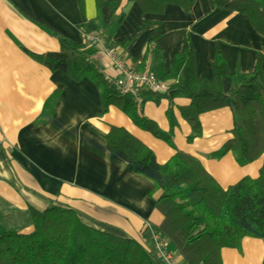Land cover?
Returning <instances> with one entry per match:
<instances>
[{
  "label": "crops",
  "instance_id": "1",
  "mask_svg": "<svg viewBox=\"0 0 264 264\" xmlns=\"http://www.w3.org/2000/svg\"><path fill=\"white\" fill-rule=\"evenodd\" d=\"M127 6L122 0L104 25L96 17L95 0H0V232H28L29 207L57 205L74 210L85 225L131 237L153 251L145 228L161 220L153 209L160 189L108 150L111 126L138 139L160 164L175 149L195 156L222 188L258 175L262 157L241 165L231 150L215 154L231 137L229 107L199 114L200 133L188 140L191 127L180 116V107L189 99L147 95L140 106L143 117L162 131L170 129L168 111L174 121L169 144L140 128L118 107L109 104L103 110L99 89L89 78L73 79L50 70L33 56L57 51L60 36L81 43L85 35H92L96 66L107 79H116L119 73L108 61L106 48L134 68L128 52L132 43L119 47L112 39ZM161 11L143 14L153 31L136 58L142 69L167 72L186 35L198 77L211 78L216 48L228 74L251 72L258 53L263 55L264 73V34L244 13L214 6L211 0H193L187 9L165 3ZM154 46L161 56L158 65L149 52ZM166 248L177 264H187L168 241ZM263 255L264 241L244 236L237 247L221 248L219 259L221 264H263Z\"/></svg>",
  "mask_w": 264,
  "mask_h": 264
},
{
  "label": "trees",
  "instance_id": "2",
  "mask_svg": "<svg viewBox=\"0 0 264 264\" xmlns=\"http://www.w3.org/2000/svg\"><path fill=\"white\" fill-rule=\"evenodd\" d=\"M122 0H95L96 17L108 24ZM127 10L112 36L115 44L132 43L129 57L135 70L142 47L150 41L153 27L143 17L147 12L160 13L165 3H177L187 9L193 0H126ZM214 6L238 10L248 16L264 34V0H211ZM84 33H89L84 30ZM57 51L33 55L50 70H61L73 79L89 78L99 89L103 110L114 105L136 125L171 144L170 129L162 131L140 113L147 95L185 97L189 103L180 113L191 127L187 139L200 133L199 114L227 106L233 114L231 137L216 151V156L231 150L238 164L262 157L256 177L244 176L222 188L202 167L198 159L175 149L164 163L156 162L150 149L123 128L111 126L106 135L109 151L127 161L132 171L149 178L160 194L153 209L161 214L151 229L160 233L180 253L187 264H221L220 250L237 247L244 236L264 241V73L263 55L258 53L254 69L248 73L228 74L226 62L215 50L211 61L212 76L198 77L194 49L185 35L182 48L173 54L167 72L155 77L171 79L168 93L139 89L140 103L130 94H120L105 79L94 60L95 48L86 37L81 43L58 37ZM149 52L157 64V47ZM158 65V64H157ZM31 226L28 232H0V264H158L154 250L145 249L131 237H120L85 225L70 208L50 205L43 210L29 207ZM149 236L150 230L145 228ZM264 264V255H263Z\"/></svg>",
  "mask_w": 264,
  "mask_h": 264
},
{
  "label": "built area",
  "instance_id": "3",
  "mask_svg": "<svg viewBox=\"0 0 264 264\" xmlns=\"http://www.w3.org/2000/svg\"><path fill=\"white\" fill-rule=\"evenodd\" d=\"M86 40L90 43H95L96 38L92 35H85ZM104 53L106 54L108 61L118 71L119 76L110 81L116 91L120 94H130L136 101L140 103L141 96L139 95V89L152 91L155 93H168L171 87V81L162 80L155 77V74L147 69L135 70L132 65H128L126 61L114 52L112 48H106ZM150 230L149 236H151L153 243V250L157 256L159 262L163 264H177L172 257L167 247V239L160 233L148 228Z\"/></svg>",
  "mask_w": 264,
  "mask_h": 264
}]
</instances>
